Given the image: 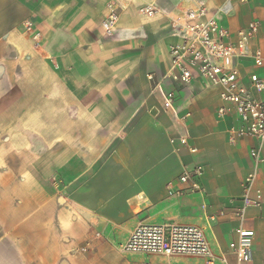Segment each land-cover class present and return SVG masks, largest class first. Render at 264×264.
<instances>
[{
    "label": "crops",
    "instance_id": "1",
    "mask_svg": "<svg viewBox=\"0 0 264 264\" xmlns=\"http://www.w3.org/2000/svg\"><path fill=\"white\" fill-rule=\"evenodd\" d=\"M108 1L0 0V78H32L33 89L40 88V78L47 79L46 102L29 101L22 108L30 113L0 118L7 136L1 140L27 139L33 148L22 156L30 158L25 164L0 168V264H197L193 257L129 255L112 246L117 231L140 223L204 226L214 249L226 252L235 264L229 243L241 221L232 213L242 197L245 176L254 170L251 152L259 142L229 141L227 129L235 119L218 118L219 87L200 76L190 86L164 78L170 67L169 47L181 40L176 31L156 42L164 44L163 54L150 56L142 72L134 65L121 68L115 55L94 54L97 41L84 52L72 51L77 24L86 33L91 24L100 23L97 33L106 35L102 22L113 0ZM170 1L165 5L170 13L203 3L233 39L249 22L258 21L253 44L264 47V0L232 1L229 12L221 9L227 0ZM27 22L46 36L47 60L33 50L32 37L24 29ZM138 26L121 28L119 22L116 33L106 36L140 43L146 33ZM104 60L110 68L98 69ZM72 61L79 65L72 66ZM84 63L92 64L86 69ZM38 64L50 69H36ZM9 65L20 69L7 73ZM237 65L246 84L252 72L260 71L248 58ZM136 76L145 84L138 103L130 97ZM121 87L127 91L121 92ZM170 91L175 93L172 102L167 100ZM121 93L128 94L127 101L120 102ZM33 94L38 96L39 90ZM116 102L128 110L122 121L96 115L114 109ZM40 110H47V116ZM41 126L47 127L44 138L54 145L51 150L48 145L45 155L34 145L41 140ZM197 167L203 170L202 193L183 191L188 185L180 181L181 175ZM256 186L263 192V203L248 208L241 224L255 234L249 264H264V163L257 169ZM212 215L219 219L210 226L207 218Z\"/></svg>",
    "mask_w": 264,
    "mask_h": 264
},
{
    "label": "built area",
    "instance_id": "2",
    "mask_svg": "<svg viewBox=\"0 0 264 264\" xmlns=\"http://www.w3.org/2000/svg\"><path fill=\"white\" fill-rule=\"evenodd\" d=\"M132 1L113 0L109 3L106 18L102 22L106 35L116 33L121 13L126 3ZM232 1L245 0H227L222 11L229 12ZM163 11L165 9L161 2L139 6V12L144 15L154 16ZM168 13L170 23L181 40L169 47L170 67L164 78L190 86L200 76L208 85L219 87L221 105L217 109V116L221 120L229 117L235 119V123L227 129L229 141L236 143L243 138H253L259 142V147H254L251 152L254 170L245 176L242 197L232 213L241 222L235 231V239L229 243L235 264H249L254 256L255 234L241 223L248 208L260 207L263 203V192L256 186V177L258 167L264 163V153L261 151L264 144V76L261 75L264 69V47L253 44L260 26L258 21L253 20L240 29L233 39L230 30L223 27L203 3L195 8ZM25 29L31 32L39 45L40 33L33 24L27 22ZM244 58L251 59L260 70L249 75L248 84L244 82L237 65V61ZM174 98L175 93L168 92V102ZM185 142L186 139H183ZM202 173L201 167L185 170L180 181L188 187L183 191L202 193ZM225 213L223 210L220 215ZM218 219V215H212L207 218V222L212 226ZM119 248L129 255H181L197 259V264H230L227 253L216 251L207 236L206 227L198 224L140 223L134 226Z\"/></svg>",
    "mask_w": 264,
    "mask_h": 264
},
{
    "label": "rangeland",
    "instance_id": "3",
    "mask_svg": "<svg viewBox=\"0 0 264 264\" xmlns=\"http://www.w3.org/2000/svg\"><path fill=\"white\" fill-rule=\"evenodd\" d=\"M111 1V0H109ZM108 1V2H109ZM151 0H134L132 1V4H130L128 7H126L125 10L121 13V20H120V27L126 28L127 26H133V25H139L138 27L146 33V36H141V42H135V41H129L127 39L120 40L117 36L114 37H108L100 32V34L97 33V29L100 27V23H93L89 26L87 29V34L84 31H80L81 29L78 28V24L73 27L72 29V51H76L77 53L84 52L87 47H91V44L93 42L98 43L99 49L93 50L92 52L94 54L103 55L106 57L108 55L111 57V55H115L116 57H119L121 59L120 61V67L123 69H128L129 67L134 65V68L137 72H142L143 69H146L147 61L150 56H153L156 58H159L161 54H163V47L164 44H159L155 46L156 42L161 38H169L171 34L175 32V29L172 27L170 20L166 16V13L169 11L165 7L166 4L171 5L170 0H163V8L166 9L163 11V13L158 14L156 16H149L141 14L138 10L139 4L142 2H149ZM159 3V0H158ZM105 14H103L104 16ZM25 29V27H24ZM37 32L40 33V44L37 45L35 40L33 39V36L30 31V37H32L33 42V50L35 51L37 57L39 59H48V50H47V41L46 36L44 33L40 30L35 29ZM25 31H27L25 29ZM85 33V34H84ZM92 34V35H90ZM86 35V36H85ZM143 41V42H142ZM136 45H134V43ZM70 48V47H69ZM152 49V50H151ZM76 55V54H75ZM78 57V56H77ZM105 59V58H104ZM63 64L69 65L70 62H64ZM75 64L79 65V62L72 61L71 65L74 66ZM86 64V63H84ZM92 63H88V66L86 64L85 68L89 69L90 65ZM110 62L103 61L101 63H98V69L101 70H108L110 68ZM7 68V73H12V71L20 69L19 66H11L9 65ZM36 69L39 70H49L50 67H46L42 64H38L35 66ZM147 70V69H146ZM40 88L33 89L32 86V78H24V77H4L0 78V118L1 119H13L18 118L26 115L27 113H30L31 111L23 109L22 105L24 106L25 103L29 101H39L40 103L47 101V93H46V87L45 83L47 81L46 78H40ZM134 90L133 95H130V97L134 98L133 101L138 103V101L143 99V91H145V84L143 83L141 77L136 76L135 81L133 82V87L131 88ZM38 96L36 94H33V92L38 91ZM127 87H121V92H126ZM122 94V93H121ZM128 94H122L120 96V102L121 101H127ZM109 97L112 98L111 94H109ZM33 98V99H32ZM132 101V100H131ZM111 103V101H108ZM115 106L114 109H104L102 111H97L96 115L98 117H103L104 119H120L121 121L125 119L128 115L127 109L118 108L117 104H113ZM122 105V104H120ZM36 113V111H34ZM130 112V111H129ZM38 113L41 114V116L46 117L47 116V110H40ZM106 132V128H105ZM5 127L0 126V152L7 153L6 156H0V168L4 171L10 170V168L23 165L26 161H28L30 158L24 159L22 156L28 155L32 151V142L27 139L22 140H10V139H4L1 140L5 136ZM47 133V127L41 126L40 127V134H41V140L37 143L34 142V145H39V151L40 154H47L48 152V145L50 146V150L53 149V144L49 143L45 138L44 135ZM105 134V133H104ZM43 135V136H42ZM38 150V149H37ZM35 150V151H37ZM138 153V152H137ZM23 162V163H22ZM130 230H120L117 231L116 234H114V237L111 238V244L112 246L120 250L119 245L124 241V239L128 236L130 233ZM194 259V258H193Z\"/></svg>",
    "mask_w": 264,
    "mask_h": 264
}]
</instances>
